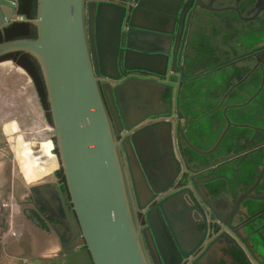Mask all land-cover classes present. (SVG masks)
Instances as JSON below:
<instances>
[{
    "label": "water",
    "instance_id": "1",
    "mask_svg": "<svg viewBox=\"0 0 264 264\" xmlns=\"http://www.w3.org/2000/svg\"><path fill=\"white\" fill-rule=\"evenodd\" d=\"M180 1L38 0L37 15L29 19L37 27V37L0 41V58L23 51L33 55L41 67L53 126L48 135L55 142L57 153L54 152L59 157L85 243L78 252L74 250L76 244L72 245L73 250L66 256L68 264H182L187 259L192 261L188 264H196L199 259L192 255L195 249L181 240L187 232L185 215L178 214L181 224L176 229L159 204L163 228L153 215L155 208H150L158 194H172V174L178 161L174 145L184 156L186 125L193 120L190 113L195 110V106H190L186 111L180 96L183 90L189 93L183 88L185 82L197 77L196 63L182 59L180 52L185 42L174 38L170 24L171 16L181 8L191 2L190 6L201 7L206 1ZM20 17L19 0H0V32ZM181 62L193 69L185 73L184 66L179 71L171 68ZM132 72L153 73L167 78L168 84ZM32 85L44 119L50 124L35 84ZM167 94L169 101L165 102ZM235 106L229 104L222 109L227 125L212 151L201 152L203 158L191 163L184 156L188 168L205 166L209 161L206 168L215 167L213 161L226 155L224 146L215 149L232 124L227 111ZM122 130L127 134L119 139L116 133ZM3 132L0 126V141L4 142ZM166 138L170 147L164 143ZM6 152L14 162L12 149L7 148ZM221 162V171L227 172L221 178L227 179L233 162ZM49 176V188L47 184L31 185L38 201L43 197L51 199L54 193L56 180L53 174ZM209 182H202L208 198L219 190L208 186ZM195 191L202 197L199 186H195ZM245 199L227 197L226 204H219L228 215L234 203L237 210L229 220L218 217L220 225L226 230L234 225L247 234L254 261L246 264H264V248L252 239L253 232L247 233L246 225L240 223L256 207ZM204 203L209 205L208 201ZM48 209L53 214L58 211V216L66 221L62 206L51 208L48 204ZM137 209L146 215L144 229L136 217ZM210 212L214 210L210 208ZM28 244L31 252L45 253L49 248V243L34 242L33 237Z\"/></svg>",
    "mask_w": 264,
    "mask_h": 264
},
{
    "label": "flooded vegetation",
    "instance_id": "2",
    "mask_svg": "<svg viewBox=\"0 0 264 264\" xmlns=\"http://www.w3.org/2000/svg\"><path fill=\"white\" fill-rule=\"evenodd\" d=\"M205 1L201 7L190 6L191 2L186 8H181L178 14L175 15V12L171 16L174 38L183 44L185 42L180 52L182 59L195 62L194 71L198 73L195 79L185 82L183 86L189 93L183 90L180 96L181 106L186 111L188 107L196 105V109L190 113L193 120L187 121L186 142L183 140L182 149L189 163L203 158L201 152L212 151L227 125L224 118L225 127L218 135L220 124L224 123L220 111L230 103L236 105L227 111L232 124L215 149L218 151L224 146L226 155L213 161L215 167L206 168L209 161L201 166L205 167L202 170L200 166L188 168L184 156L179 154V148L174 145L178 157L177 163H174L175 171L180 173L178 175L174 171L172 174V194H158L150 202V208H155L153 215L163 228L159 204L176 229L181 224L178 214L181 212L185 215L183 223L187 226V232L181 240L188 248L195 249L192 255L199 258L196 264H246V261H254L249 252L251 244L246 238L247 234H243L237 226L226 230L225 226L220 225V218L229 220L237 212L235 203L229 215L224 213L219 204H226L227 197H233L235 201L238 197H246L244 202L255 204V209L240 223L246 225L247 233L253 232L252 239L264 248V0ZM230 49L232 51L229 54ZM225 59L229 61L227 68L223 67ZM183 66L185 73L193 69L182 62L171 68L179 71ZM131 74L153 77L159 83L168 84L167 78L153 73ZM181 79L188 80L183 76ZM222 86L226 91L219 94L217 90ZM228 95L236 97L222 102L223 97ZM164 101H169L168 94ZM6 104L0 102V126L6 136L4 142L0 141V264H68L66 256L68 251L73 250L72 245L76 244L74 250L78 252L85 248V243L65 176L60 170L52 172L56 180L52 188L54 193L51 199L43 197L38 201L31 185H45L40 173L47 168L36 165L33 169H38V172L33 174L34 178L29 182L24 170L31 166L28 162L40 163L35 158L32 160L31 156H25V143L29 144V140L35 141L33 143H53L47 137L50 127L48 130L39 129L32 119L28 121L20 114H11L10 120L2 117L1 113L9 109ZM13 118L18 122L11 120ZM27 121L33 125L32 130L28 128ZM31 133L38 135L29 136ZM126 134L122 130L116 136L124 139ZM9 137L13 139L12 144ZM164 143L170 147L168 138ZM7 148L14 152V162L7 154ZM53 148H50L51 155L44 153L50 169L56 165ZM227 160L233 164L227 179H223L222 173L227 172L221 171L222 165L218 162ZM203 181H210L208 186L218 188V192L208 198L202 190ZM195 186H199L205 200L196 193ZM204 201H208L209 205H205ZM48 204L51 208L62 206L65 209L66 223L58 216L61 213L49 211ZM210 208L214 210L213 213ZM136 217L144 229L147 226L146 215L137 209ZM30 237H33L34 242L44 240L45 244L49 243V248L45 253L39 250L31 252L28 248ZM190 261L187 259L182 264Z\"/></svg>",
    "mask_w": 264,
    "mask_h": 264
},
{
    "label": "bare ground",
    "instance_id": "3",
    "mask_svg": "<svg viewBox=\"0 0 264 264\" xmlns=\"http://www.w3.org/2000/svg\"><path fill=\"white\" fill-rule=\"evenodd\" d=\"M7 65H8L7 67H3L1 69V72L7 71L10 76L19 77V79H27L25 74H23V71L21 69H19L17 66H15L12 63L7 64ZM7 87H8V84H3L0 82V102H3L5 100V97H3V95L8 93L9 90ZM9 97H12V103L13 104L9 107L8 110L3 111L1 113L2 117H5L8 120H10L11 114L12 115H19L20 114L24 118H26V120L28 119V121H30L32 119V121L35 123L36 127H38L39 129L44 128V130H48V127H49L48 123L45 121L43 112L40 110L38 101L36 100V97H35V93H34V89H33V85L31 83V81H28V79H27L26 82H22L21 86L19 87L18 93L16 95H14V93L11 91ZM2 106H3V104H2ZM28 121H27V124L29 125ZM21 122L22 121H20V124H22ZM7 124L5 125L6 127L9 126ZM28 128L29 129L33 128V125L32 124L29 125ZM48 131H47V137L50 139V137L48 135V133H49ZM35 135H38V134H36V133L35 134L34 133L29 134V136H32V137ZM53 147L54 146H53L52 142L34 143V145L30 144L27 147V152L25 153V156H30V154L31 155L36 154L37 156H39V155L44 156V153H46V152L51 155L50 148H53ZM18 153L19 154L21 153L20 148L18 149ZM22 155H23V149H22ZM55 161H56V158H55ZM28 164L31 166H27L26 168H24V170L26 172V178H28V182H29L32 178H34L33 174H36V172H38V169L35 171V169H33V168H35L36 165H39L40 163L28 162ZM42 166L46 167L47 170L46 169L41 170L42 173H40V178L45 179V184H47V188H49L50 184H51V180H50L49 175L51 174L52 170L54 168H56V165L53 169L49 168V164H45ZM45 187H43L42 191H44Z\"/></svg>",
    "mask_w": 264,
    "mask_h": 264
},
{
    "label": "trees",
    "instance_id": "4",
    "mask_svg": "<svg viewBox=\"0 0 264 264\" xmlns=\"http://www.w3.org/2000/svg\"><path fill=\"white\" fill-rule=\"evenodd\" d=\"M37 7L38 0H19V15L22 17V19L14 21L10 25H8L3 33L0 32V41L4 39L11 40L24 37L36 38L37 27L36 25L31 23L29 19H34L36 17ZM5 60H13L14 62L22 66L24 70H26L28 75L32 78V80L35 82V87L40 97V101L47 113L46 116L52 124L51 114L49 111L50 106L47 98V91L44 86L41 67L36 58L27 52L18 51L9 53L0 58V61Z\"/></svg>",
    "mask_w": 264,
    "mask_h": 264
},
{
    "label": "rangeland",
    "instance_id": "5",
    "mask_svg": "<svg viewBox=\"0 0 264 264\" xmlns=\"http://www.w3.org/2000/svg\"><path fill=\"white\" fill-rule=\"evenodd\" d=\"M10 63H12V64H14L15 66H17L19 69H21L22 71H23V74H25V76H26V78L28 79V81H31V83H33V84H35V82L32 80V78L28 75V73L26 72V70H24V68L22 67V66H20L19 64H17L16 62H14L13 60H5V61H0V82L1 83H3V84H8V93H6V94H4L3 95V97H5V100L3 101V102H7V104L5 105V106H7V107H10L13 103H12V97H9L10 96V92L12 91L13 93H14V95H16L17 93H18V90H19V87L21 86V84H22V82H26V80L27 79H19V77H15V76H10L9 74H8V72L6 71V72H1V69L3 68V67H7L8 65L7 64H10ZM36 85V84H35ZM17 98V97H16ZM44 109V108H43ZM45 110V109H44ZM47 115V113H46V110H45V116ZM46 118L48 119V117L46 116ZM11 120H14L15 122L17 121V119L15 118H13V119H11ZM49 121V120H48ZM18 122V121H17ZM16 122V123H17ZM27 124V123H26ZM48 125H49V127H53L52 125H51V123L49 124L48 123ZM16 129H18V130H20V128H16ZM18 130H17V132H18ZM20 133H21V131H19ZM9 141H10V143L12 144L13 143V139L11 138V137H9ZM26 141V140H25ZM30 142H29V144L28 143H25L26 145V147H28L30 144H32V145H34V143L33 142H35V141H33V142H31V140H29ZM54 149L55 148H53V154L55 155V158H56V168H54L53 170H52V172H54V171H57V170H60V171H62L63 172V170H62V168H60V162H59V157H58V155L54 152ZM29 150V149H28ZM30 156H32L33 158H32V160H37V161H39L40 162V164L38 165V166H42V165H45L47 162H49L48 161V159L47 158H45L43 155H39V156H37L36 154H30ZM35 158V159H34ZM51 172V173H52ZM64 175V174H63Z\"/></svg>",
    "mask_w": 264,
    "mask_h": 264
},
{
    "label": "crops",
    "instance_id": "6",
    "mask_svg": "<svg viewBox=\"0 0 264 264\" xmlns=\"http://www.w3.org/2000/svg\"><path fill=\"white\" fill-rule=\"evenodd\" d=\"M19 19H21V17L19 18ZM218 93L219 94H223L225 91H226V89H225V87L224 86H222L221 88H219L218 90ZM225 97L226 96H224L223 97V99H225ZM234 97H236V96H233V95H228L227 97H226V99H225V101H229V99L231 100V99H233ZM230 104V103H229ZM195 106V109H196V105H194ZM201 109V108H200ZM220 114L222 115V110L220 111ZM222 120L224 121V123L222 122L221 124H220V129L218 130V135H219V133H221L222 131H223V129H224V127H225V120H224V117H223V115H222Z\"/></svg>",
    "mask_w": 264,
    "mask_h": 264
}]
</instances>
